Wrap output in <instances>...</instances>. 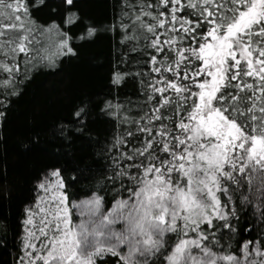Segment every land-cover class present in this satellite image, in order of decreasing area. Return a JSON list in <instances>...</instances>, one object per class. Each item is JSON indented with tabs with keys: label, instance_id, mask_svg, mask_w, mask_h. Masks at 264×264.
<instances>
[{
	"label": "snow or ice",
	"instance_id": "1",
	"mask_svg": "<svg viewBox=\"0 0 264 264\" xmlns=\"http://www.w3.org/2000/svg\"><path fill=\"white\" fill-rule=\"evenodd\" d=\"M88 2L0 0V125L35 75L56 66L41 38L59 56L78 55L34 11L87 19ZM112 8V24L89 21L79 39L118 26L148 70H117L111 84L118 90L130 76L140 100L120 101L118 91L115 101L69 97L52 136L64 148L81 139L76 175L68 185L53 164L36 177L48 207L38 195L25 208L15 264H264V0H113ZM112 121L110 136L93 127ZM39 144V133L21 141L25 152ZM8 177L2 157L0 188L11 199ZM82 182L87 199H70L67 189Z\"/></svg>",
	"mask_w": 264,
	"mask_h": 264
},
{
	"label": "trees",
	"instance_id": "2",
	"mask_svg": "<svg viewBox=\"0 0 264 264\" xmlns=\"http://www.w3.org/2000/svg\"><path fill=\"white\" fill-rule=\"evenodd\" d=\"M112 5L113 0H89L88 6L83 9V16L87 19L69 17L63 12L51 13L44 7L34 11V16L42 25L55 21L60 31L66 34L65 38H70L69 44L76 48L78 55L71 58L59 56L55 45L49 46V42L41 38L42 46L48 47V52L44 54L55 56L56 66L35 75L23 95L15 100L7 122L0 125V158H7L11 186V199H6L5 191L0 188V238L6 240V244L0 243V264H15L18 259L25 208L33 205L37 199V191L33 189L36 177L41 175L42 170L59 164L65 169L62 178L66 184H73L76 175L73 171L74 156L82 148L81 139L77 137L71 147L64 148L52 136L53 130L58 127L57 122L67 117L69 97L87 92L101 100L107 97L115 101L118 91L120 101L131 99L136 103L140 100L138 82H134L130 76L126 77L127 83L118 90L111 84L112 74L117 70L134 73L148 70L135 63L136 52L129 51L128 45L121 44L119 27L115 32L100 31L92 39H79L89 21L101 29L113 23ZM125 52L128 53L126 63L122 62ZM2 88L3 85H0V90ZM93 127L101 134L107 132L109 136L117 131L115 121L111 125L97 123ZM33 133H39L40 144L32 151L25 152L21 141L27 140ZM58 148L60 151H57ZM84 191L83 182L67 189L70 199L74 195L87 199ZM75 219L74 214L73 221Z\"/></svg>",
	"mask_w": 264,
	"mask_h": 264
},
{
	"label": "rangeland",
	"instance_id": "3",
	"mask_svg": "<svg viewBox=\"0 0 264 264\" xmlns=\"http://www.w3.org/2000/svg\"><path fill=\"white\" fill-rule=\"evenodd\" d=\"M38 195L40 196V197H45V202H44V204H43V206L44 207H48V203H47V197H46V194L45 193H43L42 191L41 192H39V194L37 193V198H38ZM36 203H37V199H36V201H35V203L33 204V205H31L33 208H35V206H36ZM37 211H38V209H37ZM75 223H78L79 222V220H80V217L79 216H77V215H75ZM37 224H39V216L37 217ZM23 229H24V227H23ZM23 231V230H22ZM38 243V245H39V242H37Z\"/></svg>",
	"mask_w": 264,
	"mask_h": 264
}]
</instances>
